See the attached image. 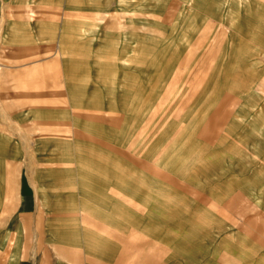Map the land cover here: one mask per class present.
<instances>
[{
  "label": "crops",
  "instance_id": "crops-1",
  "mask_svg": "<svg viewBox=\"0 0 264 264\" xmlns=\"http://www.w3.org/2000/svg\"><path fill=\"white\" fill-rule=\"evenodd\" d=\"M50 2L0 0V47L8 43L9 52L0 59V104L11 110L6 121L12 127L11 133L1 132V112L0 264H264V216L252 230H233L231 224L224 233L217 230L222 217L211 209L218 202L190 205V182L175 195L167 172L160 182L151 173L146 183L141 171L114 167V157L95 150L99 136L121 147L132 136L126 137L120 120H114L118 126L99 120V131L89 130V114L83 116L89 111V3ZM28 6L41 15L17 23L14 16L33 12ZM51 10L54 18L48 16ZM132 24L136 28L139 19ZM139 38L135 34L124 46L140 49ZM128 85L118 86L117 94L125 95ZM124 105L105 110L124 119ZM36 127L43 130L37 154L27 139ZM19 128L22 139L10 141ZM33 156L41 164H32ZM78 158L87 164L83 171L63 165ZM175 218L182 225L175 227ZM248 220L253 223V217Z\"/></svg>",
  "mask_w": 264,
  "mask_h": 264
},
{
  "label": "rangeland",
  "instance_id": "rangeland-1",
  "mask_svg": "<svg viewBox=\"0 0 264 264\" xmlns=\"http://www.w3.org/2000/svg\"><path fill=\"white\" fill-rule=\"evenodd\" d=\"M60 1L63 6L89 3V111L83 112L84 117L89 114V130L99 131V120H112L115 125L120 120L126 137L132 136L121 147L96 133L95 150L99 147L114 157V167L141 171L146 183L151 173L160 182L167 172L178 190L175 195L186 191L181 186L190 182L188 196L195 209L206 202L220 204L211 207L222 217L223 225H217V230L225 233L233 227L252 230L261 226L264 0H51L50 4ZM35 11L14 18L17 23L36 19L40 13ZM54 13L51 10L48 16L54 18ZM133 18L140 22L136 28ZM135 34L140 35V49L124 46L133 42ZM115 40L120 42L117 46ZM122 41L124 48L118 49ZM7 45L0 47L1 61L9 54ZM128 75L131 79L124 80ZM125 82L129 84L126 94H117ZM121 103L127 109L124 119L105 110ZM4 106L0 104L5 134L12 127L6 121L11 110L7 112ZM100 106L101 110H93ZM81 123L79 131L84 129ZM22 131L19 128L18 138L11 135L10 141L21 140ZM42 136V129L31 128L27 135L31 152H39ZM83 149L78 146V151ZM30 162L42 161L33 156ZM70 162L65 159L63 165L80 171L87 166L82 158L74 165ZM17 164L21 166V160ZM166 167L170 169H162ZM201 180L205 186H196ZM248 217H253V223H247ZM181 223L177 220L174 226Z\"/></svg>",
  "mask_w": 264,
  "mask_h": 264
}]
</instances>
